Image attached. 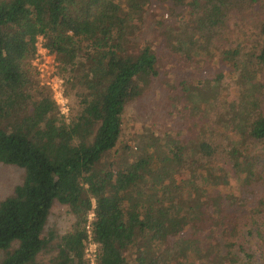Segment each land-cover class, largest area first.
Instances as JSON below:
<instances>
[{
    "label": "trees",
    "instance_id": "16d2710c",
    "mask_svg": "<svg viewBox=\"0 0 264 264\" xmlns=\"http://www.w3.org/2000/svg\"><path fill=\"white\" fill-rule=\"evenodd\" d=\"M153 1L170 3L175 27L163 45L135 47ZM38 36L55 54L68 118L39 88ZM213 61L212 77L199 69L165 90L178 126L155 114L158 136L143 127L129 145L128 106L161 71ZM263 153L264 0H0V163L23 170L0 201V264H89L88 231L96 264H254ZM222 163L252 197L221 189ZM54 202L74 217L61 234L46 230Z\"/></svg>",
    "mask_w": 264,
    "mask_h": 264
},
{
    "label": "rangeland",
    "instance_id": "374dc122",
    "mask_svg": "<svg viewBox=\"0 0 264 264\" xmlns=\"http://www.w3.org/2000/svg\"><path fill=\"white\" fill-rule=\"evenodd\" d=\"M168 9H170V3L162 4L153 1L152 4L149 6L148 10L143 15L142 28L139 31V33L133 37L132 45L136 47L146 42H153V40L159 41L160 44L163 45L165 41L166 30L175 27L174 24L176 23L175 17L170 15ZM185 10H186L185 7L180 6V7H176L175 12L184 13ZM160 19L162 20L159 21ZM241 20L245 23L253 22V19L250 15H245L241 17ZM161 52L165 53L166 50L162 49ZM174 66L175 64L170 63L169 68H167L166 66L161 71V76H159V81L157 79L156 81H154L153 85L147 87V91H145V93L142 95L140 104H137L138 102L136 101L128 106L123 121L124 123L123 128H125L124 130L125 134L123 136L125 139H127L129 145L131 144L133 145V141H132L133 135L141 133V131H139L138 129H141L143 127H148V129L150 128V131H152V136L154 137L158 136L159 130H157L156 125L158 124L159 118L154 117L155 114L162 115L164 118L167 119H171V115H173L176 118L174 119V122L169 123L168 125L171 127L175 125L178 126L176 124V120L179 117L180 110L178 107H174L170 105L168 100L166 101L165 90H167L171 95L174 92L173 89L178 85L179 81H181V84L184 81H191L192 78L191 75L193 73L198 72L199 69L202 70V73H207L209 77H212L216 73V71L212 69V67L214 66V61L210 62V65H207L208 66L207 70L202 65L201 66L199 65L197 67H193L192 65L191 66L181 65L179 68H176ZM209 67L211 68L210 70ZM216 67L223 72L227 70V67L224 65L222 66L220 64H217ZM165 69H167L166 72H164ZM230 77L231 76H229L227 73V75L225 76V83H224L225 86L226 85L228 87L232 86V84L229 81L233 77H231V79ZM170 81L173 82L172 87L169 85ZM38 85L39 88L44 87L47 90H49V88L46 85L41 84L39 78H38ZM67 100H68L67 105L70 108L72 101L70 100L69 97H67ZM68 117L69 116H66L65 118ZM164 121H168V120H164ZM162 131H165V129L164 130L162 129ZM146 132L147 131H145V133L142 134L141 136L145 137ZM259 148L262 149V147ZM262 156L264 161V155ZM222 165L225 167L227 171L229 183L225 186H222L221 189L223 191L239 190L241 195L246 196L248 198L252 197L251 194L245 191L243 185L241 184L240 179L236 178V174L231 169L230 164L222 163ZM22 178H23V170L21 168L15 165L0 163V201L11 193L14 186L22 181ZM73 220H74L73 215L68 212V209L65 205H62L58 202H54V204L51 207L50 214L48 216L46 230H53L54 232H58L60 234L64 233L71 228ZM1 255L2 253H0V256ZM253 257L254 259L257 260V261L254 260V264L264 263V257L260 256L258 251H256L255 254H253ZM39 258L47 262L49 255L48 256L42 255L39 256Z\"/></svg>",
    "mask_w": 264,
    "mask_h": 264
},
{
    "label": "built area",
    "instance_id": "2783aa9c",
    "mask_svg": "<svg viewBox=\"0 0 264 264\" xmlns=\"http://www.w3.org/2000/svg\"><path fill=\"white\" fill-rule=\"evenodd\" d=\"M32 65L37 72L41 84L46 85L52 92L53 99L61 114L68 116L69 107L68 100L64 96L62 79L56 73L55 54L50 51L44 44L42 36L37 37L36 41V55L32 59ZM89 214V218L92 217ZM90 226L87 225V229ZM88 246L86 248V258L89 264H96V243L91 240L90 232L88 231Z\"/></svg>",
    "mask_w": 264,
    "mask_h": 264
}]
</instances>
